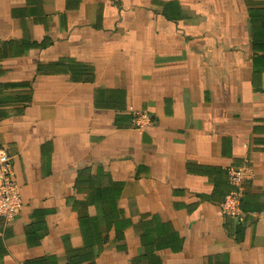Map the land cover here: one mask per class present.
<instances>
[{
    "label": "crops",
    "instance_id": "obj_1",
    "mask_svg": "<svg viewBox=\"0 0 264 264\" xmlns=\"http://www.w3.org/2000/svg\"><path fill=\"white\" fill-rule=\"evenodd\" d=\"M0 147V264H264V0H0Z\"/></svg>",
    "mask_w": 264,
    "mask_h": 264
},
{
    "label": "built area",
    "instance_id": "obj_2",
    "mask_svg": "<svg viewBox=\"0 0 264 264\" xmlns=\"http://www.w3.org/2000/svg\"><path fill=\"white\" fill-rule=\"evenodd\" d=\"M133 123L136 127H143L151 123L146 111H133ZM13 170L10 157L0 147V219L12 220L21 207L19 189L12 179ZM253 176V168L248 164L230 167L227 170L230 190L226 192L220 201L222 213L234 220H240L242 215L241 198L244 185Z\"/></svg>",
    "mask_w": 264,
    "mask_h": 264
}]
</instances>
